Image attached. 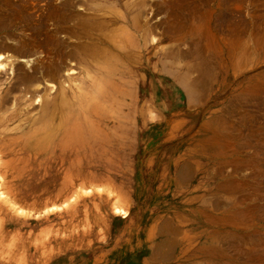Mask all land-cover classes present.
Returning a JSON list of instances; mask_svg holds the SVG:
<instances>
[{"label": "rangeland", "instance_id": "obj_1", "mask_svg": "<svg viewBox=\"0 0 264 264\" xmlns=\"http://www.w3.org/2000/svg\"><path fill=\"white\" fill-rule=\"evenodd\" d=\"M142 1L153 64L146 82L139 58L138 85L152 106L135 147L83 167L106 179L67 182L0 149V264H264V0ZM30 44L47 65L46 43ZM168 71L187 72V89Z\"/></svg>", "mask_w": 264, "mask_h": 264}, {"label": "bare ground", "instance_id": "obj_2", "mask_svg": "<svg viewBox=\"0 0 264 264\" xmlns=\"http://www.w3.org/2000/svg\"><path fill=\"white\" fill-rule=\"evenodd\" d=\"M38 1L0 0V149L35 155L33 167L23 164L30 177L53 164L63 182L81 175L106 179L84 174L83 167L119 164V153L135 147L136 127L147 123L137 124L139 112L152 106L137 74L141 56L146 82L152 74L147 2L47 0L39 11ZM36 40L50 50L47 65L30 44ZM165 56L155 58L163 71L173 66ZM73 61L77 76L67 66ZM169 73L187 89V72Z\"/></svg>", "mask_w": 264, "mask_h": 264}]
</instances>
